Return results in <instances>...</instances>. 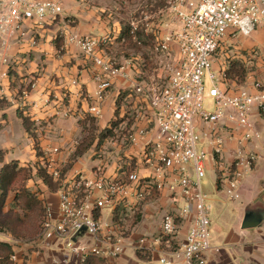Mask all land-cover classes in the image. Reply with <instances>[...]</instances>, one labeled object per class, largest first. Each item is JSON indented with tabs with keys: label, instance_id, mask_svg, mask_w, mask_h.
<instances>
[{
	"label": "built area",
	"instance_id": "2783aa9c",
	"mask_svg": "<svg viewBox=\"0 0 264 264\" xmlns=\"http://www.w3.org/2000/svg\"><path fill=\"white\" fill-rule=\"evenodd\" d=\"M70 1L0 0V62L9 69L10 51L16 43L25 42L28 27L41 29L48 20L61 17ZM184 1L188 3L185 11L171 10L181 22V29L165 36L155 49L167 59L177 50L171 75L161 84L134 85L141 102L147 104L149 115L144 118H153L156 132L153 139L142 143L147 131L134 127L126 141L132 146L142 145V162L152 169V176L142 178L133 171L123 179H114L98 169L93 180L76 174L65 181L60 174L47 172L60 188L58 213L55 216L47 208L36 238L45 249L61 248L82 264L88 256L119 258L125 237L119 218L124 211L137 210L157 192L182 202V206L164 217L158 238L139 241V252H147V244L156 242L165 248L156 264H209L210 254L222 251L211 242L210 209L201 181L209 167L227 199H241L243 181L264 157L253 149L261 134L252 123L254 111L264 114V85L250 74V87L231 90L234 82L227 78L230 63L217 64L223 50L264 30V0ZM66 43L76 45L97 70L95 79L100 89L92 113L99 118L110 80L128 82L131 76L125 66H117L103 56L109 45L107 37L72 33ZM260 51L247 52V67ZM8 75L3 74L5 78ZM206 82L211 86L209 97L216 103L213 114L203 110ZM105 209L112 212L109 223L102 220ZM185 226V238L179 240ZM68 263L69 259L62 262Z\"/></svg>",
	"mask_w": 264,
	"mask_h": 264
},
{
	"label": "crops",
	"instance_id": "0c3cea01",
	"mask_svg": "<svg viewBox=\"0 0 264 264\" xmlns=\"http://www.w3.org/2000/svg\"><path fill=\"white\" fill-rule=\"evenodd\" d=\"M85 2L86 0H71L68 2L70 7L65 8V13L58 23L53 25L55 20H48L43 29L33 31L34 36H29L28 33L25 42L16 43L11 49L10 60L14 65L15 75L21 79L20 84L33 82L30 93L25 92L23 97H16L17 94L10 87L13 82L12 73H9L8 78L3 76L10 68L8 69L0 62V98H5L9 102V106L0 111V125L3 126L0 131V153H3L0 172L4 165L14 161L19 162L21 167L43 166L49 174H59L62 168L70 164L72 167L65 174L63 178L65 181L76 174H83L93 180L98 169H102L110 178L123 179L126 174L125 169L132 164L128 160L134 161L132 157H136L133 171L142 178L152 176V169L144 166L142 162V145L132 146L127 143V135H125L127 132L123 133V131L129 127L131 130L134 127L146 130L147 135L142 139V143L155 137L153 118L150 121L144 118L149 115L147 104L141 102V98L134 91V85L139 82L155 81L154 74L158 70L153 69V73L141 70L139 57L133 58L134 63L131 61L122 63L123 66H128L131 79L128 82L110 80L111 86L104 93V101L101 104V116L96 118L92 108L97 106V95L100 89V84L95 79L97 70L93 63L81 54L76 45L66 43V38L72 33L80 36H105L109 39V45L103 51V56L108 60H114L113 55L117 53L116 41L121 34L122 26L113 15H109L106 19L101 18L93 9L87 8ZM167 15L169 17L172 15L171 10ZM160 24L163 28L168 26L164 20ZM29 28L27 30H30ZM168 34L170 32L160 34L157 41ZM32 40L36 42L35 45L32 44ZM239 43L242 49L261 50L258 58L249 65L248 69L254 71L253 79L264 85L262 62L264 30H259L251 38L241 39ZM176 52L173 54L175 58ZM146 80L151 81L146 82ZM244 87H250V83H246ZM125 103L133 106L131 115L136 114L133 116L135 119L133 125L130 124V119L125 118L126 115L128 117L129 110H126L128 107ZM18 110L34 123L37 141L27 134L22 120L18 118ZM5 115L7 121L3 119ZM117 115L120 119H124L119 129L117 126L113 128ZM92 122L98 128L94 132L95 141L88 151L76 156L85 138L90 134L87 130H90ZM252 123L261 134V139L255 141L253 149L263 153L264 156V114L254 111ZM84 128H86L85 132ZM108 130H112L113 136L114 133L121 134L120 136H123L121 141L114 142L113 138L107 137L100 142V133ZM37 143L38 152L35 150ZM54 150L58 152L55 153ZM31 183L32 181H29L27 188H31ZM32 192L50 209L52 214L57 215L58 191L51 192L43 184L41 193ZM220 192L222 197L229 201L225 193L222 190ZM14 197L15 195L9 197L6 211L14 207ZM235 203V208L238 210V231L226 227L224 229L226 235L223 232L220 233V241H224L226 247L221 249L220 253L210 254L209 264H264V157L246 176L241 187V199ZM168 204L177 206L180 203H176L169 195L154 192L138 206L137 210L124 211L119 218L121 223L127 219L135 220V218L138 222L130 231L129 237H124L123 254L117 259L105 260L106 264H156L165 248L156 242L148 243L147 252H139V241L143 238L159 237V234L149 236L147 233L152 227H157L160 233L162 220L160 219L156 224V219L163 211L167 214L176 213L174 208H167ZM249 212L261 214L263 222L258 228L242 230V222ZM145 220H151V227L145 225ZM121 227L125 234V226L121 225ZM186 230L187 227H183L179 240H184ZM36 238L31 241H16L12 235L8 234L1 235L0 241L10 243L14 247L16 264H62L65 259H69L68 264H82L80 260L71 257L61 248L45 249ZM87 240L92 245L95 244L91 238ZM127 251H130L133 256L127 257ZM141 256L146 259H141Z\"/></svg>",
	"mask_w": 264,
	"mask_h": 264
},
{
	"label": "rangeland",
	"instance_id": "374dc122",
	"mask_svg": "<svg viewBox=\"0 0 264 264\" xmlns=\"http://www.w3.org/2000/svg\"><path fill=\"white\" fill-rule=\"evenodd\" d=\"M190 2L197 3L199 2V0H190ZM85 4L87 8L93 9L97 14H99L101 18L106 19L108 18L109 15H113L121 23L122 31L121 34L119 35L118 40L116 41L117 48H115L117 53L113 55L114 60H112V62L117 64V66H123L122 63L127 61H131L132 63H134L135 59L133 60V58L139 57L141 70H146L147 72L153 73L152 72L153 69H157L158 71H156V73L154 74L155 81L158 82L159 84L166 82V80L172 73V70L175 65V61L178 59V53L176 55V58L175 55H173V57L169 59L163 58L162 56L158 55L155 52V49L159 44V42L164 37L161 38L159 41H157V39L162 33L177 32L181 29L182 26L179 19L176 17V13L173 14L171 11L172 15L170 17L167 14H169L170 10H174V9L185 11L186 8L188 7L187 2H185L184 0H86ZM66 7H70V4L67 3L64 6V9ZM60 18L61 17L57 18L54 21L53 25L58 23V20H60ZM163 20L164 22L168 23V26L165 28H163L162 27L163 25L160 24ZM36 30L37 29L27 30V34L29 33L30 34L29 36H34L32 35V33L33 31L35 32ZM81 37H100V36H81ZM239 42L229 47L227 51L223 50L221 52L220 55L221 62L219 61V64L223 65L227 63H231V64L240 63L244 66L247 65L245 61L249 60V58H247L248 57L247 52L250 51V49L247 50L242 49ZM257 50L260 49L257 48ZM263 61H264V57L262 59V62ZM13 66L14 65L11 61L8 74L10 72L12 73L11 76H13V82L11 83L10 87L11 90L17 94L16 96L17 98L23 97V93L25 92L30 93L32 91L33 82H31L30 84L29 82L20 84L21 79L19 76L15 75L13 71ZM124 66L127 68L128 71V66L127 65ZM247 66H246L247 69L246 73L248 76L252 74L254 71L249 70ZM247 76L239 78V81L236 80L232 85V87H230V89L231 90L240 89L241 87L245 86V84L247 83ZM150 81L151 80L149 81L146 80V82H150ZM210 88L211 86L209 82H206L203 110L209 114H213L215 112L216 103L213 99L209 97ZM125 105L128 107L126 108V110L129 109L127 113L128 117L126 115L125 118L130 119V124L133 125L135 122L133 116L136 115V114L131 115V113L133 114V110H132L133 106L127 103H125ZM121 106H122V100H121V105L119 107L121 108ZM118 112H120V110ZM123 120L120 119L119 115H117V120L115 121L114 124H117L118 129L120 128V125L123 122ZM130 130L131 127H129L126 131H123V133L127 132L125 134L127 135ZM120 135L114 133V136H112L111 138L114 139V142H120L121 139L123 138V136ZM132 159L134 161H137L136 157H132ZM128 161L132 162V164L130 165V167H127L125 169V172L127 174H130L135 169V165H134V161H131L130 159ZM39 167L47 172L45 167L40 165ZM71 167L72 165L68 164L66 165V167L62 168L61 173H59L62 179L64 178L68 170L71 169ZM29 176H31V179L26 182H23L24 177H20L14 189L21 190L25 186L26 189H28L31 192L37 191L38 193H41V187L44 183L43 180L37 176V170L34 168L32 172L29 173ZM29 181H32V183L30 184L31 185L30 189L27 188V184L29 183ZM201 187H202V192L205 196L206 205L210 209L212 245L220 249H225L226 244H224V241H220V233L223 232V234L226 235V231L224 230L226 229V227H228L229 229L237 230L239 223L237 221L238 210L235 208L236 203L235 202L231 203L222 197V194L220 192L222 188L218 189L216 174L212 171V169H209V167L208 170L206 171L205 177L201 181ZM13 206L21 216H24L25 214L28 216V220L25 218L22 219L26 223L24 227L29 228V226H32L36 219V214H37L36 210L34 209H33L34 211L32 210L34 214L31 211H28L27 213L26 212L23 213L19 209L17 204L14 203ZM180 206H182V203L178 204L177 206L168 204L167 208L168 209L174 208L173 209L175 210L174 212H177ZM44 207L46 209H44ZM41 208H43L42 209L43 216H45L47 214V207L43 202ZM169 214L173 215L174 213H169ZM169 214L163 211L160 214V217L156 219V224L158 223V221H160V219L163 220L164 217H166ZM111 217H112V212L110 210L105 209L102 211L103 222L109 223ZM43 218L44 217H42L41 221H43ZM137 222L138 220L137 218H135V220L131 221L127 219L125 220L124 223H121V225L125 226L126 238L129 237L130 231L133 229V227L136 226ZM145 225L151 227L152 225L151 220H145ZM147 234L149 236H152L154 234L160 235L157 227H152L151 231H149ZM1 235H8V234H1ZM214 243H216V245ZM126 255L127 257L133 256L130 251H127Z\"/></svg>",
	"mask_w": 264,
	"mask_h": 264
},
{
	"label": "trees",
	"instance_id": "16d2710c",
	"mask_svg": "<svg viewBox=\"0 0 264 264\" xmlns=\"http://www.w3.org/2000/svg\"><path fill=\"white\" fill-rule=\"evenodd\" d=\"M246 71V66L240 63H230V69L227 71V78L231 82H235L236 80L239 81V78L247 76ZM8 106L9 102L5 98H0V111H3ZM18 118L22 120L23 126L29 137L37 141L34 123L31 121V119L24 116V114L20 110H18ZM4 120H7V116H4ZM116 126L117 124H113V128ZM2 129L3 126L0 125V131ZM84 129L85 132L86 128ZM96 130H98V128L95 126L94 122H92L90 130H87L90 134L89 136H87V138H85V141L77 152L76 156L84 154L92 147L96 138L94 135V132ZM112 136V130L102 132L99 135V141L101 142L104 138ZM35 150L37 152L39 151L38 143L35 146ZM2 156L3 153H0L1 163H3ZM34 168L37 170V176L43 180L44 185L51 192L55 193L59 190L60 184L55 183L53 178L49 176L45 170L40 168L39 165L34 166ZM34 168L30 166L21 167L19 162L14 161L10 164L4 165L0 172V235L10 234L16 241L34 240L39 235L42 224L46 217V215L43 216V208H41L42 202L37 198L36 195L32 194V192L26 189L25 186L21 190L14 189L20 177H24L23 182L31 179L29 173H31ZM12 194H15L14 203L17 204V206L23 213H27L28 211L32 212L33 209L36 210V219L33 225L29 226V228L24 227L26 223L22 220L23 218L28 220V216L26 214L24 216H21L16 211L15 207H12L9 211H6L7 202ZM44 209L46 208L44 207ZM42 217H44L43 221H41ZM14 257V247L10 243L0 241V264H16L14 261ZM141 259L146 258L141 256ZM83 264H106V262L105 260L97 258L95 256H88Z\"/></svg>",
	"mask_w": 264,
	"mask_h": 264
},
{
	"label": "water",
	"instance_id": "95a60500",
	"mask_svg": "<svg viewBox=\"0 0 264 264\" xmlns=\"http://www.w3.org/2000/svg\"><path fill=\"white\" fill-rule=\"evenodd\" d=\"M263 222V217L261 214L249 212L245 215L244 220L241 225L242 230H250L258 228Z\"/></svg>",
	"mask_w": 264,
	"mask_h": 264
}]
</instances>
